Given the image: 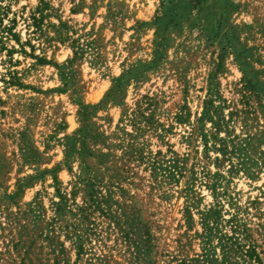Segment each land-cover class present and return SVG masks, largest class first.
<instances>
[{"label":"rangeland","instance_id":"374dc122","mask_svg":"<svg viewBox=\"0 0 264 264\" xmlns=\"http://www.w3.org/2000/svg\"><path fill=\"white\" fill-rule=\"evenodd\" d=\"M161 1L0 0V264H134L122 234L146 230L156 264L205 251L264 264V0H175L157 55ZM135 67L143 78L108 97ZM80 105L96 107L86 121ZM83 127L88 153L64 165ZM82 164L114 217L78 254L52 219L56 189L82 203Z\"/></svg>","mask_w":264,"mask_h":264},{"label":"trees","instance_id":"16d2710c","mask_svg":"<svg viewBox=\"0 0 264 264\" xmlns=\"http://www.w3.org/2000/svg\"><path fill=\"white\" fill-rule=\"evenodd\" d=\"M177 2L175 0H162L161 1V8L163 9V15L160 17H156L154 20V25L157 26L156 35L158 36L155 43V54L160 55L159 49L163 47V42L165 38L163 35L160 34V30L158 24H169L172 22H176L178 15L173 11H175V7H177ZM172 13V14H171ZM34 21H37L33 18ZM70 40L73 44V54L74 57L82 56L85 53H89L93 56L94 60L96 61L97 53L93 49L92 45L93 42H87L83 45L79 44L77 40L72 39L70 36L64 37L62 39ZM39 61H43L46 63L45 59L37 58ZM57 68H60L58 65L54 64ZM144 72L140 71L137 67L128 70L126 73L121 75L120 77L113 79V87L111 89V93L107 95L110 98H114L118 94L120 88L126 85L130 80L138 81L139 79L143 78ZM96 109L95 106H87V105H80V110L78 112L79 116L83 118V121H86V118L91 115L89 111ZM89 134L83 128H80L71 136H66L64 138L65 143V151H64V165H69L72 161L75 160L76 157H84L86 153H88L87 149L82 146L80 150L77 149L76 143L82 142V139L88 136ZM23 150V158L25 161H31L37 163V153L33 149H29V147L22 148ZM83 162V161H82ZM153 171L155 172L156 167L154 163L151 165ZM69 168V167H68ZM168 174H172L170 170L172 167H169ZM57 168H53L51 171L44 170L42 172H37V175L31 176L28 179H36L38 176L44 175L48 172H55ZM164 171V169H163ZM54 182H56V177H53ZM21 188L20 183L17 184V191ZM82 193V203L80 205L74 204V208H72L68 204L67 195L61 193L59 189H56V194L58 197V201L53 203L54 207V214L55 217L52 221H57V218L66 217L67 220L64 223L66 237L73 241L75 247L77 248L78 254L83 251V244L84 242L88 241L91 236L99 237L97 234V227L99 226L96 223L97 219L107 221L108 227L109 222L113 216L112 212L110 211L109 202L111 198V192L106 191V194L103 195L101 193L100 183L96 179L92 173H90L89 168L82 164L80 168V173L77 175L73 190L71 191L72 200H75L77 194ZM15 194H8L5 195L7 198H12ZM102 220L100 222H102ZM100 233V231H98ZM140 233V232H138ZM143 237L139 239V237L132 238L130 233H123L122 240L128 249V254L130 255V260L134 261V264H156V261L151 257V250L152 247L150 244V235L149 232L142 231ZM165 257V256H164ZM167 260L164 261L166 264H220L217 258L205 251L203 255H196L194 257H188L186 255H170L166 256ZM222 264V263H221Z\"/></svg>","mask_w":264,"mask_h":264}]
</instances>
